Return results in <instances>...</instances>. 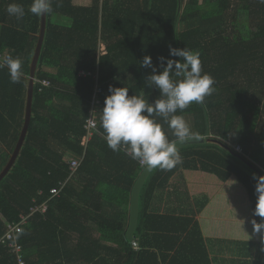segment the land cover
<instances>
[{
    "label": "trees",
    "instance_id": "16d2710c",
    "mask_svg": "<svg viewBox=\"0 0 264 264\" xmlns=\"http://www.w3.org/2000/svg\"><path fill=\"white\" fill-rule=\"evenodd\" d=\"M12 2L25 7L22 21L7 15L5 9ZM58 3L54 0V11L46 16L35 73L36 81L47 80L50 86L42 88L36 82L24 144L0 182V238L8 225L17 224L20 215L49 200L51 189L60 190V183H65L49 200L46 213H36L22 226L17 242L24 264H211L191 220L149 215L145 209L156 187L178 168L154 169L152 181L143 185L134 233L138 250H133L126 238L129 212L106 216L98 198L86 204V213L104 219L97 222L96 230L86 226L89 216L81 215L67 198L68 162L81 161L78 173H90L87 166L98 159V164L109 168L110 187L103 199L128 207L143 168L123 152L109 149L98 137L99 124L94 135L101 146L98 154L81 144L94 85L102 88L94 107L97 118L110 85L127 87L130 96L145 95L151 103L159 92L145 84L151 70L139 61L149 55L155 65L158 56H168L169 45L186 47L199 52L202 72L213 77L216 90L203 106L193 103L177 113L192 122L193 136L178 149L182 163L212 164V171L222 179L233 174L253 209L252 176L264 175V128L259 131L257 123L264 106V0H93L89 8L74 7L71 0ZM30 4L31 0H0V54L19 57L25 73L22 84H13L7 70L0 69V173L22 129L29 69L39 36L41 17L27 11ZM57 17L69 25L56 23ZM80 71L92 76L79 77ZM156 119L173 140L167 124ZM205 138L214 145L203 144ZM232 145L242 152L236 153ZM94 175L98 177L99 170ZM262 243L257 264H264V239ZM0 264H18L3 245Z\"/></svg>",
    "mask_w": 264,
    "mask_h": 264
},
{
    "label": "clouds",
    "instance_id": "9594fccd",
    "mask_svg": "<svg viewBox=\"0 0 264 264\" xmlns=\"http://www.w3.org/2000/svg\"><path fill=\"white\" fill-rule=\"evenodd\" d=\"M56 2L59 6L58 0ZM53 4L54 0H31L27 11L36 17H44L53 13ZM5 11L17 21H22L26 15L25 7L16 2L9 3ZM22 63L19 57L12 55L0 57V69L7 70L13 84L24 82ZM139 64L151 70L145 84L158 90L159 98L150 103L145 95L130 96L129 88L110 85L109 95L97 111L99 127L113 152H123L147 170H171L183 162L177 145L193 136L188 122L177 113L193 103L203 106L206 97L216 90L215 81L211 75L202 72L199 52L186 47L169 45L168 56H158L155 65L149 55H145ZM156 117L167 124L173 140L168 138ZM252 179L256 201L248 222L252 232L264 239V175L253 173Z\"/></svg>",
    "mask_w": 264,
    "mask_h": 264
},
{
    "label": "crops",
    "instance_id": "0c3cea01",
    "mask_svg": "<svg viewBox=\"0 0 264 264\" xmlns=\"http://www.w3.org/2000/svg\"><path fill=\"white\" fill-rule=\"evenodd\" d=\"M71 1L74 7L89 8L93 4V0ZM96 115L94 114V117L99 124ZM96 130L83 137L82 146H91V150L98 154L101 146L97 139L94 140ZM98 135L104 140L103 134ZM205 139L206 142L203 141V144L214 145L210 138ZM233 147L235 146L232 145ZM212 167V164L198 161L177 165L174 168L178 169L164 182L165 184L157 186L152 197L146 200L145 209L149 215L191 220V225L196 226L197 233L202 237L211 264H257L263 243L260 234H254L248 222L252 218L253 209L247 203L246 189L237 185L233 174L222 179L219 172L212 171ZM87 168L92 173H78V168L76 173L69 177L66 182L70 187L67 198L70 204L78 206L81 215L89 216L86 226L96 230L97 222H102L104 218L96 217L94 212L86 213L89 211L87 203L98 201L100 198L102 211L106 216L107 214L119 216L121 212L123 215L130 212V203L128 207L125 205L120 207L108 199H103L107 187H110L106 175L109 168L106 165L98 164V159H95ZM216 169L220 170L219 167ZM98 170L99 175L96 178L101 181L94 177ZM153 172L154 169L145 184L152 181ZM241 198L243 202L237 205V200Z\"/></svg>",
    "mask_w": 264,
    "mask_h": 264
},
{
    "label": "water",
    "instance_id": "95a60500",
    "mask_svg": "<svg viewBox=\"0 0 264 264\" xmlns=\"http://www.w3.org/2000/svg\"><path fill=\"white\" fill-rule=\"evenodd\" d=\"M45 31H46V16L41 17L38 41L30 64L28 84L26 88V105H25V113H24L22 129L20 131L17 143L11 154V157L0 173V182L8 174V172L11 170L14 163L16 162L30 126V121L32 117V101H33V93H34L35 73L44 42ZM187 143L188 140L185 141L184 143L178 144L177 145L178 149L186 146ZM151 172L152 170H147L144 168L141 174L139 175L138 179L136 180L135 185L133 186L132 189V193L130 197V208H129L130 210L129 224L126 232V238L130 243L135 240L134 233L138 224L140 192L141 189L143 188V185L145 184L146 179L148 178Z\"/></svg>",
    "mask_w": 264,
    "mask_h": 264
},
{
    "label": "built area",
    "instance_id": "2783aa9c",
    "mask_svg": "<svg viewBox=\"0 0 264 264\" xmlns=\"http://www.w3.org/2000/svg\"><path fill=\"white\" fill-rule=\"evenodd\" d=\"M104 48L102 54H104ZM4 55L0 54V57H3ZM79 77L85 78V77H90L92 74L90 72L86 71H80L78 73ZM37 83L41 84L42 88H47L50 86V82L47 80H42V81H36L34 82V85ZM41 88V90H42ZM40 90V91H41ZM102 93V88L99 84L95 83L94 85V90H93V95L91 98V108H90V116L86 120V123L84 125V129L86 131V135H90L92 131L97 129V121L96 118L94 117V114H96L94 107L99 105V97ZM84 139V138H83ZM82 144V143H81ZM236 153L240 154L242 152L241 148L239 146L236 147L235 150ZM80 161L77 160H72L68 162V170H69V177L74 175L78 168L80 167ZM142 167V166H141ZM65 186V183H60V190L57 189H51L49 192L50 199L55 198L58 196L60 193L61 189ZM49 200L45 201L44 203L37 205L30 209V212L27 215H20L19 217V222L17 224H10L7 226L6 232L4 235L0 238V245H3L5 248H7L13 255L16 256L17 263L18 264H24L23 258H22V247L21 245L17 242V238L19 233L21 232L22 226L26 225L31 218L34 217L36 213L40 214H45L47 209H48V202ZM133 250H138V245L135 241L131 242Z\"/></svg>",
    "mask_w": 264,
    "mask_h": 264
},
{
    "label": "rangeland",
    "instance_id": "374dc122",
    "mask_svg": "<svg viewBox=\"0 0 264 264\" xmlns=\"http://www.w3.org/2000/svg\"><path fill=\"white\" fill-rule=\"evenodd\" d=\"M55 19V21H56V23H63V24H65V25H69V23L65 20V19H63V18H59V17H57V18H54ZM103 48H104V46L103 45H101L100 44V48H99V50L101 51V52H103ZM51 71V70H50ZM156 97V96H155ZM157 98V97H156ZM188 122V124L191 126V120H188L187 121ZM257 123H259L258 124V130L260 131V130H262L263 128H264V106H263V110H262V113H261V116H260V118L258 119V121H257ZM235 145V144H234ZM235 149H234V151L236 150V147H234Z\"/></svg>",
    "mask_w": 264,
    "mask_h": 264
}]
</instances>
